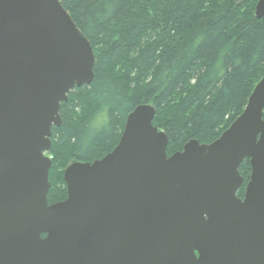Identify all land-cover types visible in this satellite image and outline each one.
I'll use <instances>...</instances> for the list:
<instances>
[{
	"label": "water",
	"instance_id": "1",
	"mask_svg": "<svg viewBox=\"0 0 264 264\" xmlns=\"http://www.w3.org/2000/svg\"><path fill=\"white\" fill-rule=\"evenodd\" d=\"M95 61L61 0H0V264H264V77L218 139L171 156L155 107L137 106L116 147L70 164L67 198L49 204L52 129Z\"/></svg>",
	"mask_w": 264,
	"mask_h": 264
},
{
	"label": "trees",
	"instance_id": "2",
	"mask_svg": "<svg viewBox=\"0 0 264 264\" xmlns=\"http://www.w3.org/2000/svg\"><path fill=\"white\" fill-rule=\"evenodd\" d=\"M259 0H61L95 54V77L74 87L53 127L48 202L67 198L70 161L102 159L118 144L128 115L156 109L167 155L191 139L210 144L241 115L264 77ZM72 163V162H71ZM243 197L250 160L239 167Z\"/></svg>",
	"mask_w": 264,
	"mask_h": 264
},
{
	"label": "rangeland",
	"instance_id": "3",
	"mask_svg": "<svg viewBox=\"0 0 264 264\" xmlns=\"http://www.w3.org/2000/svg\"><path fill=\"white\" fill-rule=\"evenodd\" d=\"M255 10H256V9H255ZM150 105H151V104H150ZM122 133H123V132H122ZM120 138H121V137H120ZM47 155L52 159V156L49 155L48 152H47ZM71 162L74 163V161H70L69 165L72 164ZM75 162H76V161H75ZM69 165H68V166H69ZM68 166H67V167H68ZM67 167H66V168H67ZM66 168H64V170H63V174H64ZM63 178H64V175H63ZM64 181H65V180H64ZM66 186H67V185H66ZM59 202H60V201H59Z\"/></svg>",
	"mask_w": 264,
	"mask_h": 264
},
{
	"label": "flooded vegetation",
	"instance_id": "4",
	"mask_svg": "<svg viewBox=\"0 0 264 264\" xmlns=\"http://www.w3.org/2000/svg\"><path fill=\"white\" fill-rule=\"evenodd\" d=\"M241 198H244V195H243V197H241Z\"/></svg>",
	"mask_w": 264,
	"mask_h": 264
}]
</instances>
